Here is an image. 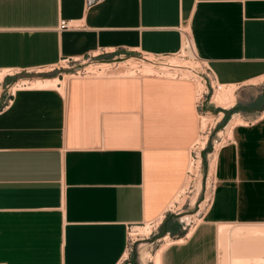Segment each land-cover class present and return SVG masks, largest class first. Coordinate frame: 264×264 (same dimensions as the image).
Wrapping results in <instances>:
<instances>
[{"label": "crops", "instance_id": "obj_1", "mask_svg": "<svg viewBox=\"0 0 264 264\" xmlns=\"http://www.w3.org/2000/svg\"><path fill=\"white\" fill-rule=\"evenodd\" d=\"M181 30L217 83L264 81V0H0V71L101 49L171 55ZM59 79L0 81V264H123L129 228L158 220L183 188L204 103L187 79ZM245 112L213 148L206 210L191 231L162 235L160 264H225L231 238L230 264H264V98Z\"/></svg>", "mask_w": 264, "mask_h": 264}, {"label": "rangeland", "instance_id": "obj_2", "mask_svg": "<svg viewBox=\"0 0 264 264\" xmlns=\"http://www.w3.org/2000/svg\"><path fill=\"white\" fill-rule=\"evenodd\" d=\"M109 54L111 53L108 52L100 53V50H97L88 55L78 58L75 62L72 63H66L63 61L54 66L36 68L33 70H25V71L1 70L0 76L2 74L4 76L5 74L11 73L14 74L15 78H19V79L20 78L27 79L34 77L35 78L58 77V78L66 79L68 78V75H70L69 73L72 74L75 69L81 70L82 68H86V70H90V73H88L85 76L110 75L109 72L108 73L92 72V70L95 69L94 67L98 63H101L103 61H108L111 58V56H108ZM113 54H115V52H113ZM116 55H119V52L116 51ZM120 55H122V57L125 58L137 54L135 52H125ZM167 59L168 60L170 59V62L172 63H176V64L179 63L178 65L185 64V65H193L194 67L196 66L195 69L197 71L199 70L200 67V70L204 71L205 63L203 62L198 63L197 61L194 60L182 61V60H178V58L176 57L167 58ZM130 61L133 63L135 62V64L137 65L138 64L140 65V60L130 59L128 62ZM71 64L74 65L72 68H70ZM139 67H142V64ZM123 74L124 75L131 74V76L133 75L142 76L140 72L139 73L125 72ZM181 75L178 79L190 80V78L192 77L190 73L189 74L183 73ZM75 76L83 77L76 74ZM152 76H156V75H152ZM157 76L165 77V78H174V79L176 78L174 77V75L173 76L157 75ZM197 79L200 80L201 78H199L198 76L194 80H191V82H193V85L195 86L194 104L199 105L201 102L204 103L202 110H198L200 120L203 116L205 117L207 116L210 118L206 129L202 132V134H207L206 144L204 147H201V144L199 142L198 143L195 142V144L192 146L191 160L189 163V169L185 184L181 189V192H179V194L177 195L175 202L171 206H169L168 210L165 212V214H163V217L161 219L162 223L155 224L156 220L153 221L152 223L149 222V226H151L150 227L151 229L148 234L145 230H140V228L146 226L147 223L136 224L129 228L128 238H129V242H132V245H129L128 257L123 264H153L151 256L156 252L158 248H160L163 244H165V242L171 241L170 238L165 240L162 239V235H164L166 231H169L171 234H173L175 231H178L180 234H184L187 232V230L189 231L195 223L198 222L199 217L207 208L206 204L208 203L207 201L212 186V172L210 170V161L212 159L211 157H212L213 148L217 147L220 144V141H222L224 138H226V136H228V130L226 128L222 131L220 129L224 127L225 123L231 118V116L234 113L239 114V116H241L242 118L246 115L245 114L246 110L252 109L253 107H255V104L258 102L259 99L261 100V98H264V81L256 80L253 81L251 84H247V85L237 84L234 88V94H235L234 106L230 109H224L223 110L224 115L220 123H218V125H215V122L218 121L217 120L218 115L216 116V114L221 109L220 107L215 106L214 103L211 102L212 94L216 88H211L207 79H206V84L203 82V80L202 81L200 80L204 84L203 85L204 89L202 88V92L203 90H206L207 92L206 94H204V97L200 98L202 93L200 95L198 94L197 91L198 86L196 82ZM62 84L64 85V83ZM205 105L208 106L209 109L212 108V110L208 112ZM198 108L200 107H197V109ZM213 126L216 127L213 128ZM199 183L200 186L198 185ZM230 241L231 243L230 242H229L230 244L226 243L224 248L225 255L223 257L225 258V264H230V256L232 254L238 253V252L235 253L234 251L241 250V247L238 249L235 247L234 243L236 241L234 239L231 238ZM237 246L239 247V245Z\"/></svg>", "mask_w": 264, "mask_h": 264}, {"label": "bare ground", "instance_id": "obj_3", "mask_svg": "<svg viewBox=\"0 0 264 264\" xmlns=\"http://www.w3.org/2000/svg\"><path fill=\"white\" fill-rule=\"evenodd\" d=\"M132 61V60H131ZM128 62L129 65H125L124 62H118L116 64H111V63H102L99 65V67H101L102 69L101 70H98V69H94V72H100V73H110V75H118V76H123L125 72H129V73H132V72H135V73H141V75H156L155 74V71L153 69V66L150 65V64H142V67H137L138 65L135 64V62ZM174 62V60H173ZM172 63V62H171ZM172 64H176V63H172ZM179 64V63H178ZM176 64L177 66H181L180 68V71H181V74H186V73H190L192 76H195L197 75V70L195 69V67L193 65H185V64H182V65H178ZM115 65V66H114ZM114 66V67H113ZM93 69V68H92ZM134 70H137V71H134ZM166 72L162 73L163 75L161 76H171V73L169 70H165ZM183 72V73H182ZM97 74V73H95ZM127 74V73H126ZM73 74H70L68 75L71 76ZM128 75H131V74H128ZM133 75V74H132ZM173 76V75H172ZM182 76V75H181ZM186 76V75H185ZM3 78V74L0 76V81L2 80ZM263 77L261 78H258V80L260 81V79H262ZM254 81V80H253ZM256 81V79H255ZM23 82L25 84L30 85V86H33V87H42V86H56L58 83H65L64 81H60L59 78H33L31 80H23ZM197 82V91H198V94L200 95L202 93V88H203V83L201 81H199L198 79L196 80ZM24 85V84H23ZM63 85V84H62ZM236 84H231V85H223V84H218V87L215 89V91L213 92L212 94V97H211V102L214 103L215 106H218L222 109H230L231 107L234 106L235 104V94H234V88H235ZM16 87V86H15ZM198 96V95H196ZM198 99V98H197ZM222 111L218 114L217 116V120H219L222 116ZM200 117V116H199ZM202 117V116H201ZM210 118L209 117H205L203 116L201 118L200 121V134H199V137L197 138V143L199 142L201 144V147H204L205 144H206V141H207V134H202V132L206 129L207 125H208V122H209ZM238 123H244V120L241 118V116H239V114H234L230 121L228 122L227 124V130L228 132H230L231 128L238 124ZM209 128V127H208ZM207 128V129H208ZM222 131V130H221ZM206 132V131H205ZM229 135V134H228ZM212 158V157H211ZM197 164V163H196ZM213 164V160L211 159L210 161V170L212 172V165ZM191 165V164H190ZM192 166V165H191ZM191 169V168H190ZM213 173V172H212ZM200 186V183L198 184ZM198 188V187H197ZM181 192V191H179ZM179 194V193H178ZM176 199V198H175ZM174 199V200H175ZM207 199V198H206ZM175 202V201H174ZM206 202V201H205ZM172 205V204H171ZM206 210V209H205ZM163 217V216H162ZM162 217H160L158 220H156L155 224L159 223L162 219ZM188 219V218H187ZM151 226H149V223H147L146 226L144 227H141L140 230H145L147 232V234L150 232V228ZM193 228V226L191 227V229L189 231H191ZM163 239H168V236L166 235ZM170 241H167L165 242V244H163L160 248H158L156 250V252L151 256V259L153 261V264H160V254H161V251L163 249V247L168 244ZM146 255V254H145ZM263 255V254H262ZM258 256V255H257ZM146 257V256H145ZM234 258V257H233ZM254 261L258 262V261H263L264 262V258L262 259H255ZM246 261H244L245 263ZM262 262V263H263ZM234 264H242L243 262H239V261H234L233 262ZM259 263V262H258Z\"/></svg>", "mask_w": 264, "mask_h": 264}, {"label": "built area", "instance_id": "obj_4", "mask_svg": "<svg viewBox=\"0 0 264 264\" xmlns=\"http://www.w3.org/2000/svg\"><path fill=\"white\" fill-rule=\"evenodd\" d=\"M102 1L103 0H84V8L86 10H88L93 5H95V4L99 3V2H102ZM58 27H59V29H63V28H71V27H74V26L70 23V20H60ZM181 32H182V44H181L180 49L175 54H171V55H158V54L152 55V54H147V53H143V52H138L137 51V53H136L137 55H131V56H128V57H125V58H123L122 55L119 54L118 56H116V57L114 56L113 58L109 59L108 61H103L101 63H98L94 68L98 69V70H101L102 68L99 67V65L102 64V63L116 64L118 62H124L125 65H129L128 61L130 59H137V60H140V65H138V67L141 66V64H150V65L153 66L155 74H157V75H163L162 73L166 72L165 70H169L171 75H174V77L179 78L180 75H181V71H180L181 66H177L176 64H172L170 62V59L169 60L167 59V58L176 57V58H178V60H182V61L194 60V61H197L198 63L199 62L205 63L204 71H201L200 67H199V70L197 72L196 77L192 76L190 78V80H194L195 78H197L199 76V78H201L200 80L201 81L203 80V82L205 84H206V79H207L211 88H217L219 83H217L215 81V78L212 76V74L210 72V69L206 65V62L203 61L198 56V54H197V52H196V50L194 48L193 42H192L191 38L189 37L188 32H186V30H181ZM104 52L106 53L108 51L103 50V49L100 50V53H104ZM113 52L114 51L108 52V53H113ZM116 58L119 59V60H117ZM76 60L77 59H75V58H67V59L64 60V62L72 63V62H75ZM73 66L74 65L71 64L70 68H72ZM201 68H202V66H201ZM134 71H137V70H134ZM92 72H94V69L92 70ZM73 73H72L73 75L76 74V75H80V76H85L88 73H90V70H86V68H82L81 70L80 69H75ZM206 86H205V88H206ZM6 88H7V91H6L7 93H6L4 99H5L6 103H9L11 101V93L12 92H11V90H10V88L8 86ZM206 93H207L206 90H203L202 95L200 96V98L204 97V94H206ZM201 103L199 105L197 104L196 106H200ZM208 200H209V198H208ZM207 204H206V206H207ZM129 245H132V242H129V238H128L127 250L129 249Z\"/></svg>", "mask_w": 264, "mask_h": 264}, {"label": "flooded vegetation", "instance_id": "obj_5", "mask_svg": "<svg viewBox=\"0 0 264 264\" xmlns=\"http://www.w3.org/2000/svg\"><path fill=\"white\" fill-rule=\"evenodd\" d=\"M49 78H55V77H49Z\"/></svg>", "mask_w": 264, "mask_h": 264}]
</instances>
